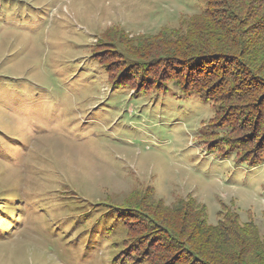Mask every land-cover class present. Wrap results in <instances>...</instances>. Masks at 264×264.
<instances>
[{
  "label": "rangeland",
  "instance_id": "rangeland-1",
  "mask_svg": "<svg viewBox=\"0 0 264 264\" xmlns=\"http://www.w3.org/2000/svg\"><path fill=\"white\" fill-rule=\"evenodd\" d=\"M204 5L0 0V264H113L108 243L72 236L102 201L181 203L207 224L230 214L263 232L264 157L239 160L217 140L212 102L115 69L109 51L126 49L103 47L120 31L177 28Z\"/></svg>",
  "mask_w": 264,
  "mask_h": 264
},
{
  "label": "trees",
  "instance_id": "trees-1",
  "mask_svg": "<svg viewBox=\"0 0 264 264\" xmlns=\"http://www.w3.org/2000/svg\"><path fill=\"white\" fill-rule=\"evenodd\" d=\"M204 2L199 13L177 28L143 38H129L120 31L107 37L103 47L117 42L126 49H109L117 62L115 69H137L139 76L160 83L161 89L172 82L212 102L218 142L243 162L260 161L264 157V0ZM74 219L73 239H85V246L108 243L115 251L113 264H264V229L258 233L251 225L242 227L230 214L210 225L202 211L181 203L165 207L151 198L131 206L98 202ZM138 221L142 226L134 230ZM149 231L156 234L143 243Z\"/></svg>",
  "mask_w": 264,
  "mask_h": 264
}]
</instances>
